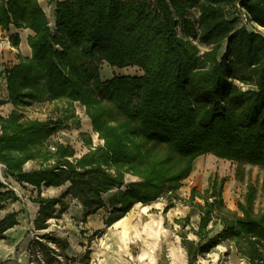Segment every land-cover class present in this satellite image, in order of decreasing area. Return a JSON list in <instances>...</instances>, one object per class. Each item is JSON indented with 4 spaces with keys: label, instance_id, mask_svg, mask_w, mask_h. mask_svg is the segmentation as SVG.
I'll return each mask as SVG.
<instances>
[{
    "label": "trees",
    "instance_id": "1",
    "mask_svg": "<svg viewBox=\"0 0 264 264\" xmlns=\"http://www.w3.org/2000/svg\"><path fill=\"white\" fill-rule=\"evenodd\" d=\"M49 3L55 7V24L38 0H0V27L34 34L28 38L32 57L19 56V64L6 70L9 99L1 105L15 109L0 117L5 178L0 177V209L19 200L9 179L31 186L39 193L34 225L44 231L50 219L68 210V196L80 201L86 221L107 207L103 195L116 191L105 221L111 227L137 204L179 199L202 156L237 163L239 172L244 166L264 172V0ZM10 40L19 47V35ZM103 64L138 68L142 74L103 80ZM44 103H61L72 115L75 104L84 107L103 145L76 158L71 145L53 144L56 133L67 129L66 121L30 120L24 114ZM75 127H81L80 121ZM81 137L93 147L90 136ZM30 161L40 168L25 171ZM128 175L138 181L124 189ZM67 183L59 198L41 197L42 187ZM224 183L212 178L207 189L193 188L185 201L200 212L196 239L179 232L188 264H199L219 246L232 248L245 264H264V211L255 212L258 189L248 186L239 215L225 204ZM190 219L176 223L186 227ZM16 225V215H8L0 221V235ZM68 247L67 242L58 245ZM34 249L47 264L57 261L56 250L47 244L36 241Z\"/></svg>",
    "mask_w": 264,
    "mask_h": 264
},
{
    "label": "rangeland",
    "instance_id": "2",
    "mask_svg": "<svg viewBox=\"0 0 264 264\" xmlns=\"http://www.w3.org/2000/svg\"><path fill=\"white\" fill-rule=\"evenodd\" d=\"M190 15L191 18H196L195 12ZM261 31L264 33V29ZM200 48L202 51L206 50L204 46ZM112 73L117 76H139L142 71L138 68L112 69L103 64L101 68L103 80L110 79ZM7 94L5 78L2 76L0 78V107H2L1 103L6 100ZM65 110H67L66 106L61 103H44L25 109L24 114L27 119L41 121L63 117L69 136L61 142L75 146V157L81 158L91 148L83 143L81 136L79 137L75 123L80 120L81 127H86L89 121L79 104L73 106L74 115L71 111L66 113ZM66 118L69 119L66 120ZM91 139L93 147L103 145H99L102 140L98 136ZM53 140V144L61 143L60 139L54 138ZM82 144L86 145V148L81 147ZM243 170L238 171L237 163L220 160L213 155L202 156L196 160L194 171L178 192L179 199L169 200L165 197L150 206L137 204L120 224L111 227H107L105 221L111 210L109 199L116 191L104 194L103 199L107 207L96 215L88 217L86 221H84L80 201L68 196L66 198L69 204L68 210L60 217L50 219L47 222L49 227L44 231L36 230L34 225L37 215L34 200L38 198L37 194L32 188H22L14 183L15 180H12V187L19 196L21 205L16 204L14 208L10 206L6 212L13 211L17 214V218H20L21 223L18 230L20 232L13 233V237H7L5 240L0 238V251L2 250L4 254L0 258V264H47L43 253L40 257L35 255L34 243L36 241L56 250L57 261L53 264H188L187 253L181 246L179 232H187L189 239H196L193 230L198 229L200 212L185 203L193 188H196L198 192H203L209 187L212 178L217 177L219 181L225 180L223 187L225 204L228 209L241 215L239 204L245 203L248 186L253 184L258 189L255 212L264 211V172L254 166H244ZM1 175L4 178V167H2ZM125 181L124 189L130 182L138 181V178L128 175ZM197 202L203 203L199 199ZM169 206L172 207L169 208ZM4 215L5 212H0V219ZM189 215H191L190 224L186 227L176 223L177 220ZM123 223L127 224V231ZM219 230L220 226H217L213 235ZM49 237L60 240V245L62 242H67L68 249H59V244L51 242ZM228 249H230L229 254H227ZM198 263L245 264L240 256L228 246L217 247L211 253L200 257Z\"/></svg>",
    "mask_w": 264,
    "mask_h": 264
},
{
    "label": "crops",
    "instance_id": "3",
    "mask_svg": "<svg viewBox=\"0 0 264 264\" xmlns=\"http://www.w3.org/2000/svg\"><path fill=\"white\" fill-rule=\"evenodd\" d=\"M38 1L40 3L41 7L43 8V10L46 12V14L50 20V23L55 24V16H54L55 7H54V5H50V3H49L50 0H38ZM58 1L63 2L65 0H58ZM14 35H19V37H20L19 47H15L13 45L12 41L10 40V36H14ZM33 35H34L33 32L30 30H23V29L18 30L14 26L10 27L9 32L4 31L2 29V27H0V75H1L0 78H2V76H3L5 78V82H6V70L8 68H11V67L19 64V56H22L24 58H31L32 57V51H31L29 44H28V38L33 36ZM6 88H7V83H6ZM8 99H9V97L7 94L6 100H4V102H7ZM82 108L84 109V111L83 110L82 111L86 114L85 108L84 107H82ZM14 109L15 108L12 104L6 103L5 105H2V107H0V117H8ZM71 111H72V109H71ZM58 119L64 120L63 117H59V118L54 119V120L56 121ZM86 119L89 121V122H87L86 127H80L79 129H77L79 137L83 134H86V135L90 136L91 138L97 137L98 134L94 132L90 119L87 116H86ZM78 121H80V120H78ZM0 134H1V128H0ZM100 143L101 144H99V145L103 144L102 141ZM83 146H85V148H86V145L82 144L81 147H83ZM73 148H75V146H73ZM39 168H40V163L37 161H30L24 167L25 171H27V172H31V171L37 170ZM12 180L13 179H9L8 182H9V184H11L10 187L13 189ZM14 183L19 185L22 188H25V189L26 188H32L38 197L39 193L37 190H35V188L28 186V185L18 184L16 181H14ZM69 187H70V184H65L64 186L58 187V188L42 187L40 194H41V197L44 199L59 198L63 193H65L68 190ZM16 204L21 205L20 198L18 201H8L2 205L0 212H5V215L0 219V221H2L8 215L15 214L13 211H11V212H6V211L8 210V208H10V206H11V208L16 207ZM36 206H37L36 211H37V215H38L39 205L36 204ZM15 215H16L17 225L14 228L5 232L4 234L0 235V238L5 240L7 237H11L13 235V233L16 234L17 231L20 229L19 228L20 227L19 224L21 223L20 218H17V214H15ZM37 215H36L35 219L37 218ZM125 217L123 219H121L120 221L116 222L114 225H116L119 222L121 223L125 219ZM18 232H20V231H18ZM19 235H21V233H19ZM17 236H18V234H17ZM2 255H4V254L1 250L0 251V258L2 257Z\"/></svg>",
    "mask_w": 264,
    "mask_h": 264
},
{
    "label": "built area",
    "instance_id": "4",
    "mask_svg": "<svg viewBox=\"0 0 264 264\" xmlns=\"http://www.w3.org/2000/svg\"><path fill=\"white\" fill-rule=\"evenodd\" d=\"M243 19L245 20V22H247V19H246V16H244L243 15ZM260 30H262V29H260ZM68 136H69V133H68V131H67V129H61V130H59L57 133H56V137H55V139L57 138V139H60V142L62 141V139H65V138H68ZM62 143V142H61ZM96 147H92L91 149L92 150H94ZM49 149H50V151L51 152H56V145H50L49 146ZM35 255L37 256V257H40L41 256V252L37 249V250H35Z\"/></svg>",
    "mask_w": 264,
    "mask_h": 264
},
{
    "label": "bare ground",
    "instance_id": "5",
    "mask_svg": "<svg viewBox=\"0 0 264 264\" xmlns=\"http://www.w3.org/2000/svg\"><path fill=\"white\" fill-rule=\"evenodd\" d=\"M104 68V67H103ZM108 68V67H107ZM0 173H2V167L0 166ZM120 223V222H119ZM119 223H117V224H119ZM116 224V225H117ZM123 225H124V229H125V231H127V224L126 223H123Z\"/></svg>",
    "mask_w": 264,
    "mask_h": 264
},
{
    "label": "water",
    "instance_id": "6",
    "mask_svg": "<svg viewBox=\"0 0 264 264\" xmlns=\"http://www.w3.org/2000/svg\"><path fill=\"white\" fill-rule=\"evenodd\" d=\"M0 166L3 167L1 164H0ZM0 177H1V180L3 181L4 179H3L2 175H1V173H0Z\"/></svg>",
    "mask_w": 264,
    "mask_h": 264
}]
</instances>
